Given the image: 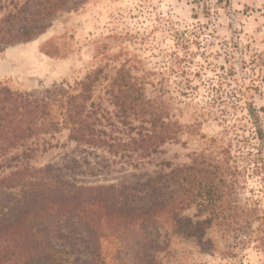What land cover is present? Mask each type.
Instances as JSON below:
<instances>
[{"label": "rangeland", "instance_id": "rangeland-1", "mask_svg": "<svg viewBox=\"0 0 264 264\" xmlns=\"http://www.w3.org/2000/svg\"><path fill=\"white\" fill-rule=\"evenodd\" d=\"M25 2L0 0V17ZM24 14L13 28H32L33 36L0 43V83L40 97L76 94L79 82L100 70L90 121L103 138L128 142L149 124L114 103L113 81L123 68L178 129L159 153L142 157L74 142L63 127L27 142L35 149L30 166L52 165L83 185L134 182L156 175L162 162L227 155L236 172L229 200L244 208H227L193 236L180 226L196 208L175 204L148 226L152 234L137 228L102 237L105 264H264V139L256 133L257 122L264 130V0H65L49 18L28 23ZM53 115L61 119L57 106ZM10 171L0 169V177ZM64 264L86 259L73 255Z\"/></svg>", "mask_w": 264, "mask_h": 264}, {"label": "trees", "instance_id": "trees-1", "mask_svg": "<svg viewBox=\"0 0 264 264\" xmlns=\"http://www.w3.org/2000/svg\"><path fill=\"white\" fill-rule=\"evenodd\" d=\"M64 4L65 0H26L17 13L0 17V43L32 38V28H13L21 13H25V22H36L49 18ZM42 50L58 56L57 51ZM99 72L79 82L76 94L61 90L40 97L0 83V169L11 170L0 177V194L7 192L0 197V264H64L73 255L84 256L86 264H105L100 256L102 237L133 229L152 234L148 226L160 224L157 221L175 204L180 209L196 208L195 218L185 219L180 226L193 236L210 227L227 208H244L241 202L230 204L235 180L229 176L236 172L231 170L228 155L181 166L162 162L165 166L156 175L119 185L77 184L54 172L52 165L30 166L35 149L25 147L27 142L63 127L69 129L74 142L105 147L115 154L139 152L142 157L159 153L166 142L176 138V123L165 118V111L154 108L139 82L123 68L113 81L114 103L124 115L143 117L149 127L128 142L100 136L88 109ZM56 106L61 119L53 115ZM256 133L264 139L260 122ZM250 210L258 213L257 208Z\"/></svg>", "mask_w": 264, "mask_h": 264}, {"label": "built area", "instance_id": "built-area-1", "mask_svg": "<svg viewBox=\"0 0 264 264\" xmlns=\"http://www.w3.org/2000/svg\"><path fill=\"white\" fill-rule=\"evenodd\" d=\"M219 1V0H216V2Z\"/></svg>", "mask_w": 264, "mask_h": 264}]
</instances>
